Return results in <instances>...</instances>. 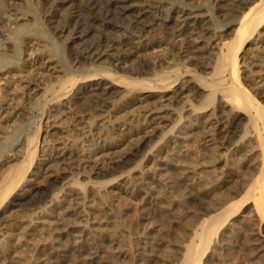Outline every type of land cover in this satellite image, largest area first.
I'll return each mask as SVG.
<instances>
[{
  "label": "bare ground",
  "instance_id": "1",
  "mask_svg": "<svg viewBox=\"0 0 264 264\" xmlns=\"http://www.w3.org/2000/svg\"><path fill=\"white\" fill-rule=\"evenodd\" d=\"M16 1L18 0H5L7 6L0 7V51H2V53H0V58L2 59L7 58L8 55L5 53L13 50L18 51V46L16 42L14 43V41H12L11 35L13 34L14 36V34H18L19 29L21 30L20 27L24 26L19 23L20 21L29 20V16L23 13L19 14L17 10L12 8L14 4L16 5V3H14ZM43 1L46 21H48L47 23L53 24L56 33L62 34L61 37L68 44L67 48L70 51L71 63H73L75 70L57 77H53L50 73L51 75L49 78L47 77V79L39 81V75L42 74L40 70L42 68L43 70L50 71L55 70V68L50 65L51 60H49V62L47 61V63L41 62L42 58L39 57H43V55L47 56L45 53L48 45L47 43L39 42L42 40L37 37L38 35L36 36L32 33L24 35L20 43V46H25L28 51V58L24 60L25 66H16L11 63V60H9L10 62L5 60L8 61L7 63H4V61L0 63L1 68H6L5 72L0 74V79L2 80H8L9 77L17 75L20 82L21 77L24 78L26 76L22 73L27 68H29L28 73H33L31 78L28 76L29 74L27 75L28 77L26 76V78H30L29 80L25 81L26 78H24L25 80L21 81V84H17L19 86H17L18 88L16 87L18 91L15 92L11 90L9 93H5V95H10H8V97L4 96L7 98V100H5V98L4 100L7 102L8 108L4 111V114L0 115V138L9 131L16 129L18 121L27 117L35 102L45 98L47 99L48 97H50V101L56 103L54 106L58 105L56 108L54 107L55 110L51 109V111L54 110V114L50 116L57 118V122L58 120L60 122H58V126L50 130L53 131L51 135L53 134L54 136L50 139V141H52L50 146L49 144L48 147L46 144L44 145L45 142L47 143L49 141V139L47 140L46 138V134L49 133L48 130V132L45 130L46 134L43 140H40L42 142H39L40 130L43 128L41 127L42 125L39 124L37 132L25 138L24 145H19V149L11 150L13 152L6 154L0 159V232L4 230H2V228H5V226L1 227L4 214L10 213L11 211L13 212L18 208L23 210L30 209L33 211V213L29 215L30 218L23 223L20 221L21 224H14V226L6 227L5 231H7V229L11 231L9 234L11 242L7 247L4 245V251L6 253L1 250L2 243L0 244V264L5 261L6 258L11 264H100L101 258L103 257L102 254L106 252L105 245L116 244V233L118 231H116V227L121 225L120 227L122 228L124 224H122V222L121 224L119 223V216L111 210L112 207L107 203L110 201L111 203L113 202V204L110 205H114L116 202L120 204V201H122L125 208H134L138 203V190H142L144 193V211L152 210L154 213L157 211L161 213L166 211L165 209L170 206H166L169 199L168 195L175 191L179 192L178 195L183 193L182 195L186 197L189 204L204 203L206 201V196L203 197L205 195H203V193L205 192L204 188L206 183H203V175L200 174L201 172L197 171V163V166L194 168L191 164L192 161H190V163L188 161L194 157L190 155L191 141L197 140V138L202 141L201 151H203L201 152L202 154H200L202 155L201 159H203L204 163H198L201 164V166L203 163L204 168L208 172L209 168L214 166V163L218 164V162L224 160L225 157L222 150L231 147L234 148L239 143V139L237 140V138L239 137L241 139L248 134L247 131L249 130H246V135L243 134L244 129L242 128V120L245 118H248L251 126L255 128L254 134L261 147L262 160L259 167L260 173L253 179H244L242 182L243 184H241L242 186H239L241 188L240 191L238 189V191L233 190V192L235 191L236 193L234 192L235 194L233 196L231 195L232 198H230V202L225 203L223 201V205L220 206V208H217L219 206L218 203V206L213 210L212 206H215L216 203L214 201L215 203L210 206L212 207L210 210L215 212L204 217L195 230L189 228L192 239L188 245L180 246L182 251H184L183 256L181 255L184 262L182 264H202L201 259L206 258L205 253H207L208 246L213 240L212 238L214 235L217 234L229 218L234 217V212H242L247 205L252 204V207L255 211H258L256 213L262 217V222H264V202L259 201L264 198V103L261 101V99L264 100V81L261 82L259 79V81H257V78L254 76V73H256L255 67L261 66V71H263L264 60H262L263 63L258 64V62L254 60H249L247 62L246 58H244V56H246V51L249 49L251 50V47L254 46L258 48L259 44L264 43V0H213L214 8H216L222 16L232 18L229 23L235 26L230 39L220 43V47L216 46L217 52L214 53L210 51L212 48L209 45V49L200 48L199 41L196 39L197 36L202 38L204 33L209 30L206 25L207 21L205 15L201 13L202 8L200 6L192 5V8H188L186 5H182L181 7H177L178 10H175V12L173 10V15H167V17L170 18L169 24L173 25V27L169 26L168 23L164 24V27L166 29L173 28L172 30L175 36H185V42H183L184 44L180 47L177 45V40H174L175 43H172L175 47L173 48L174 51L177 50L176 48H179L182 53H185L184 57L196 63L193 64V66L197 65L196 68L200 67L201 69L207 66L206 57L204 55L206 53L213 54V58H210L211 65L209 67V73L206 74L207 71H204V74L207 76L194 73L191 75L190 80L187 79L188 81L184 80L183 82L179 80V76H181L180 72L177 73L179 67L175 68L172 66L173 58L168 55L165 57L157 55V59L155 61L152 60V62L148 57L147 59L145 57L147 52L150 51L149 54L152 53V51H155L156 48L160 47L166 41H164L165 38L162 39V37L161 39H153L154 37H151V39L147 36L151 29L160 25V21L161 23L166 22L162 17L164 11L162 4L163 0H102L101 2H99V0H85L82 4L83 6H78L77 3L79 0ZM61 10L67 12V15L64 14L66 17L64 16L65 18L63 20L60 19ZM120 19L126 20V23L117 21ZM189 22H193V25L189 26ZM195 35L196 37L194 38L193 36ZM241 49L245 53L241 57L242 60L244 59L243 62H240L247 67L246 72L249 74H247L249 76V81L252 82L251 86L243 83L240 77L241 70L238 58L241 56ZM171 50L172 49H170V51ZM47 54L49 55L48 52ZM37 55L39 56L38 58L35 57ZM203 69L201 71H203ZM57 72L59 73V71ZM188 72H190V70H188ZM241 73L243 72L241 71ZM174 74H176V77L173 76ZM178 80L180 82L178 86L175 87L174 83ZM190 85H193L195 90H200L197 96H202L203 92L205 94L207 93L206 99H208V102L216 97V105L210 107V104L206 102L201 107H194L189 104L188 99L183 101V97L185 96L184 98L186 99L188 94L191 93ZM4 87L6 86L4 85ZM172 87L176 89L172 91L171 96L169 95L166 99L164 98L163 101H174L177 104L182 103L180 107L176 105V111H184L188 113L186 114L188 116L189 114L195 115V118L191 122L188 124L176 122L171 125L168 131H163L161 127L165 128L164 126H166L167 128L171 123L166 119L167 117L165 114L177 115V113L174 109L162 110L160 112L155 106L152 108L154 112L147 119H143V122L140 121V123H136V126H133V124L128 125V129H126L131 133L125 139H120L119 142H115L116 136L111 135L110 128L107 135L104 137L106 140L97 142L96 139V141L94 140V144L86 149L84 154H76L75 148L77 147V140L79 139L84 146V143L90 141V136L93 134L95 135L97 130L101 132L100 128H102L104 122L99 124L98 118H101L113 104L117 103L118 97L128 98L135 94L141 95L142 100H146L152 97L150 92L162 93V91L165 90L169 92ZM162 97V95H158L156 100H152L153 103L155 101L156 103L161 102ZM194 97L197 98L196 95ZM194 97L191 95V98ZM82 100L85 102H82V106L79 105L75 122L77 121L80 123L79 125L81 127H78L82 129L83 132L80 134L78 133L79 138L77 137L78 135L76 136L78 139L75 137L74 140H70L68 136L65 135L68 131H66L65 128L67 127L66 129H68V126L64 128L60 125L64 122L65 124L68 123L67 120L69 119L67 115L70 109L69 104H71L72 101L77 104V102ZM191 100L194 101V99ZM197 101L199 100L197 99ZM144 102L146 103V101ZM47 104H45V106ZM133 104L134 102H127L124 106L126 105L128 108L129 106L132 107ZM147 104L150 103L147 102ZM161 104L163 105V103ZM150 109L151 108H149V110ZM45 111L47 112V110ZM186 119L187 118L184 120ZM129 121H131V119ZM167 121L169 124L166 125ZM94 130L96 133H93ZM251 132L253 131L251 130ZM159 137L165 138L163 147L160 149L159 153H157L158 156H156L157 159L155 161L157 162L156 167L159 171L155 174L150 170L149 172L144 169V167V170L141 171L140 168L139 172L136 169L137 165H133L143 152H145L147 147H151L150 144L153 139ZM250 137L252 139V135L246 138L251 140ZM255 137L253 136V138ZM3 138L5 139V137ZM199 140L198 142H200ZM189 142L190 145H188ZM39 143H43V147L41 150L39 149L40 159L38 154ZM198 145L199 144L195 147ZM238 147L235 148L237 149ZM230 150H232V148ZM214 152H216L215 158H206L209 154L212 156ZM233 152H235V154L238 153L236 151ZM154 154L151 156H154ZM197 156L199 157L200 155L198 154ZM199 159L200 157L198 160ZM206 159H210V161H206ZM155 162L153 161V163ZM147 169L149 168L147 167ZM168 169H174L172 170L173 173L170 174L172 171L164 173L168 172ZM201 169H203V167ZM50 170H52V172H50ZM203 172H205V170ZM209 172H211V170ZM69 174L81 176V182H83L84 186L87 187L90 192L94 193V197L95 194H99L104 190L108 194L110 200H107V203L103 202L100 206H96L95 203L97 204V201L94 202V199H89V197H87L88 194L85 196L83 193L84 191L82 192V190H80L84 188L81 186V188L76 191L73 190L74 188H71L73 192L68 190V198H58L59 196H56L55 193L56 190H62L64 186L66 187L73 182L72 180V182L69 183ZM222 177L224 178L222 183L225 186V183L231 181L232 175L224 172ZM98 178L107 179L96 186L95 180ZM243 178L244 177H242V179ZM149 179L157 181L159 184L158 190L150 186ZM75 182L77 183V181ZM201 182L205 184L204 188L201 187ZM76 185L74 184V186ZM210 185L209 182L208 187ZM242 191L244 192L243 196L234 199ZM139 192L140 191H138V193ZM254 192H257L258 195H253ZM99 195H101V193ZM104 195L102 196L103 198ZM212 198L214 199V197ZM222 200L225 199H221V201ZM210 202H212V200ZM171 205H173V203ZM139 206L140 204L138 207ZM138 207L136 208L138 209ZM140 208L142 207H139V210H141ZM206 211L208 212L209 209ZM143 213L144 215H142ZM125 214L126 213L123 215ZM136 214L133 215V220H135L134 217H136ZM207 214H209V212ZM89 215L94 216L91 218ZM147 215L146 212H142L140 216L146 219ZM140 216L137 218H140ZM172 218L171 220L176 224L178 223V226L181 224L179 216L174 220ZM181 219H183V217ZM186 220L183 223L188 226L184 224L186 226L183 225L185 227L184 229L189 227L188 220L190 219ZM190 222L193 224V220H190ZM136 223H138V221ZM127 225L130 226V224ZM5 236H7L6 233ZM161 240L159 241L160 245ZM151 241L152 242L149 240V242L146 241L145 243L149 250V260L155 263L158 261L155 253L156 247L153 244L154 240ZM257 241L259 242V240ZM257 241L256 243L258 244ZM220 242H222V240ZM221 246L222 245H220V247L218 246L219 249H221ZM213 251L214 249H211L212 253ZM257 252H262L263 254L264 245H260L259 243ZM3 253L6 255L4 256ZM139 264L143 263L141 262Z\"/></svg>",
  "mask_w": 264,
  "mask_h": 264
},
{
  "label": "rangeland",
  "instance_id": "2",
  "mask_svg": "<svg viewBox=\"0 0 264 264\" xmlns=\"http://www.w3.org/2000/svg\"><path fill=\"white\" fill-rule=\"evenodd\" d=\"M84 1L85 0H79L78 3H77L78 6L79 5L80 6H83L82 4L84 3ZM101 1L102 0H99V2H101ZM43 2H44L43 0H18L16 2H14V3H16V5L14 4L15 6L13 5L12 8L14 10H17V12L19 14L20 13H23L26 16H29L28 17L29 20L28 21L22 20V21L19 22V23H21V24L24 25L23 27H20L19 26L21 28V30L18 28L19 31H20V32L18 31V34L19 33H21V34H19V35L18 34H16V35L14 34V36H13V34L11 35L12 41H14V43L16 42V44L18 46L17 47L18 48V51H16V50L9 51L10 53L9 52L5 53L6 55H8L7 58H4V59L0 58V63H1V61H2V63H3V61H4V63L5 62L7 63L9 60H11V63L12 64H15L16 66H21V67L25 66L24 60L28 58L27 57L28 51L26 50V47L25 46H20V43L23 40V36L26 35V34L32 33V34H35L36 36L38 35L37 37L42 40V41H39V42H41V43L44 42L45 44L47 43V45H48L47 46V49L45 47V49H46L45 55H47V56H44L43 55V57L42 56L39 57L37 55L35 57L42 58L41 62H44V63H47V61L49 62V60H51L50 65L55 68V70H52V71H50V70H43V68H42L40 70V72L42 74L39 75L40 77L38 76L39 77V81L42 80V79L43 80L44 79H47V77L49 78V76L51 74H52L53 77H57V76L63 75L64 73H68V72H71L72 70H75V68L73 67V63H71L72 61H71V57L69 55V52L70 51L67 48L68 44L61 37L62 34L56 33V29L54 28L53 24L47 23L48 21H46L47 19L45 17L46 14H45V10H44V7H43ZM162 4H163V10H164L162 17H163V20L166 21V22H162L161 23V21H160V25L155 27L156 30H155V28L154 29H151L147 36L150 37V38L151 37L152 38L154 37L153 39H155V38L161 39V37H162V39L165 38L164 41L165 40L166 41L160 47L156 48L155 51H152V53L149 54L150 51L147 52L145 54L146 59L148 57V59L150 61H152V60L155 61L157 59V57H156L157 55L158 56L159 55L160 56L162 55L161 57H163V56L165 57V56L168 55L169 57L173 58V64H172V66H174L175 68H178L179 67L178 68L179 71L177 72V70H176V72L177 73L180 72V74H181L182 77L179 76V78H180L179 80L181 82H183L184 80L186 81L187 79L190 80L191 75L194 74V73H197V74L200 73V74H202L204 76H207L206 74H208L209 73L208 71H210V68H209L210 65H211L210 64V58H213V54H207L206 53L204 55L206 57L205 60H206L207 66L204 69L202 68L203 71H201L202 69L200 67H199L200 69L199 68H196L197 65H194L193 66V64H196L195 62H193L192 60L187 59V57H184L185 56V53H182L179 50V48H176L177 50L174 51L173 48H175V47L173 46V44L175 43V41L177 40V45L180 47V46H182V44H184L183 42H185V40H184L185 39V36H175L174 31L172 30L173 28H171V29H168L167 28L166 29L164 27V24H166V23L169 24V19L170 18L167 17V15L168 14L173 15L174 12H175V10H178L177 7H181L182 5H186V7H188V8H192L193 6H200L202 8L201 13H203L205 15V19L207 21V24L206 25L208 26V29L209 30H207V32L204 33V36L202 38H200L199 36L196 37V35L193 36V37L194 38L196 37L197 41H199V44H200L199 47L201 46L200 48H202V49H206V48L209 49L211 47L212 49H210V51L212 53L217 52V49L216 48L217 47H220V43H222L225 40H229L230 39V37L232 35V31L235 28L234 25L232 26V24L229 23L232 18H230V17L226 18L225 16H222L218 12V10H216V8H214L213 0H186V1L185 0H163ZM190 4H191V6H190ZM6 6H7V4H6L5 0H0V7L2 8V7H6ZM173 10H174V12H173ZM66 13L67 12L65 10H61L60 11V14H61L60 19L63 20L66 17V15H67ZM64 14H66V15H64ZM207 19H209V20H207ZM117 21L126 23V20H124V19H120V20H117ZM191 25H193V22H189V26H191ZM169 26L173 27V25H170V24H169ZM231 28H233V29H231ZM228 33H229V35H228ZM16 36H17V38H16ZM169 44L171 45V47H170ZM170 49H172V50L170 51ZM47 52L49 53V55L47 54ZM173 52H174V54H173ZM0 53H2V51H0ZM244 53L245 52H243L242 49H241L240 50V55L241 56L238 58L240 70L243 72V73H241V71H240V77L242 78L243 83H245L246 85L251 86V83L252 82L249 81V78H248L249 77L248 76L249 74L246 72V68L247 67H246V65H243V63H241L244 60V59L243 60L241 59V57L243 56ZM164 54H166V55H164ZM33 57H34V55H33ZM244 58H246L247 62L249 60H252V61L254 60L255 62H258V64L259 63L260 64L263 63L262 60H264V43L263 44H259L258 48L257 47L255 48L254 46L251 47V50L249 49L248 51H246V56H244ZM5 60H8V61H5ZM52 63H53V65H52ZM208 64H209V66H208ZM263 66H264V64H263ZM260 67L261 66H258V67H255L254 68L255 71H256V73H254V76L257 78V81L260 80L262 82V81H264V79H263L264 78L263 77L264 76V67H263V71H261L262 68H260ZM5 69L6 68H1L0 67V71H2V72H0V74L4 73L5 72ZM258 69H259V71H258ZM188 70H190V72H188ZM205 70L207 71L206 74H204L205 73L204 72ZM57 71H59V73ZM28 72H29V68H27L26 70H24V72L22 74L24 76L25 75L27 76L29 74L28 76H30V78H31V76H33V73L31 72L32 73L31 74V73H28ZM23 75H21V76H23ZM16 76L9 77L8 80H5V79L2 80V79H0V90H3V91H0V115L4 114V111L8 108V104L5 101V100H7V98L4 97V96H7L8 97V95H10V94L5 95V93L6 94L9 93V91H11V90L12 91H15V92L18 91L17 90V88L19 87L18 85L22 83L21 81L25 80L24 78H26V76L24 78L21 77V81L19 82V80H18L19 77L17 76V78H16ZM173 76L176 77V74H174ZM0 77H1V75H0ZM44 77H46V78H44ZM245 77H247V78H245ZM11 79L14 80V81H12ZM29 79L26 78L25 81H27ZM179 80L176 81V83H174V86L175 87L178 86V84L180 82ZM10 83H12V84H10ZM4 85L7 88L4 87ZM14 87H15V90H14ZM175 87H172V89L169 90V92H167L166 90L165 91H162V93L161 92L160 93L159 92H156V93L155 92H150V94H152L151 95L152 97H149L146 100H142V98H141L142 96L141 95H135V94H133L132 96H129L128 98L127 97L126 98H120V97H118L119 99L116 98V99H118L117 103L113 104V106H111L109 108V110L106 113H104L101 118H98L99 120L97 119L99 121V124L102 123V122H104L102 124V128H100L101 129V132H100V130H97V133H96V131H95L96 129L94 128L95 130L93 131V133H96V134L95 135L94 134L91 135L90 136L91 139H89L90 141H87L86 143H84V146H83V143L80 142V140L78 139L79 138V134L82 133L83 130L79 128V127H81L79 125L80 123H78L77 121L75 122V120H76V113H77L78 107H79V105H81V106L83 105V103L85 102L84 100L77 102V104H76V102H73L72 101V103L69 104L70 105V109H69V112H68V115H67L68 116V119H69V120H67L68 123L65 124V122H64L60 126H62L64 128L66 126H68V129H66L67 127L65 128V130L66 131L68 130V131L66 132V134L65 133L64 134L66 136H68V138L70 140H74L75 137L78 135L77 136L78 138L76 137L78 140H77V145H76L77 147L75 148V152H76V154L82 155V154H84L86 152V149L90 148L94 144V142L96 141V139H97V142H99L101 140H106L104 137H105V135H107V132L109 131L110 128H111L110 129L111 130V132H110L111 135L112 136H116L115 137V142H119L120 139L122 140V139H125L126 137H128V135H130V133H131L130 131L127 130L128 129L127 128L128 125L133 124V126H136V123L138 124V122L140 123V121L143 122L144 121L143 119H147L154 112V111H152V108H154L155 106L157 107L158 111H160V112L162 110L164 111V110H168V109H174V111H176V105L178 107H180L182 103H178L177 104L174 101H172V102L163 101L164 98L166 99L169 95L171 96L172 91L174 89H176ZM190 87H191V93H193V94L189 93L188 96H187L188 98L186 97V99L184 98L185 97L184 96L183 99H182L183 101H185V100L188 99L189 104L193 105L194 107H201L206 102L210 104L209 105L210 107H213V105L214 106L216 105V102H217V98L216 97L213 100H210L208 102V99H206V94L207 93L205 94L203 92L204 95L202 94V96L201 95L200 96H197L199 94V91L200 90H195V88H194L193 85H190ZM197 91H198V93H197ZM146 94H148V93H146ZM190 94L192 95V97H194L196 95L197 98H195V97L194 98H191V95ZM158 95H162L163 96L162 97V101L161 102H158L159 104L156 103V101L153 103V101H154L153 99L156 100V98H157ZM199 97H202V98H199ZM4 98H5V100H4ZM123 99H124V101H123ZM139 99H140V101H139ZM191 99H194V101H196V102H194ZM197 99L199 101H197ZM200 99H202V100H200ZM150 100L151 101L153 100L152 101V104H151V101ZM144 101H146V103ZM261 101L264 103V100L261 99ZM125 102L126 103L127 102H134V104H133L132 107L129 106L127 108L126 105L124 106V104H126ZM147 102L150 103V104H147ZM35 103L33 104L32 108H31V112L27 115V117H25V119H22V120H19L18 121V124L16 126V129H13L12 131H9L7 134L3 135V137H5V139L3 137H1L2 139L0 138V159L3 158L6 154H8V153L10 154L11 152H13L11 150L19 149L20 148L19 145H21V146L24 145L23 143H25V138H27L29 135L35 134L37 132V127H38L39 124H41L42 125L41 127H43L40 130L41 133H40V137H39V142H42L40 140H43V137L46 134V131L47 130L49 131V133L46 134L47 140L49 139V141H50V139L54 137L53 134L51 135V133L53 131H50V130H52L54 127L58 126L60 122L58 120V122H59L58 123L57 122V118H54V117H52L50 115L54 114L53 111L55 110L56 106H58V105H55L54 106V104H56V103H54V101H50V97H48L47 99L45 98V99L39 100V101H37ZM155 103H156V105H155ZM161 103H163V105L165 104L166 106L164 105L165 106L164 107ZM45 104H47V105L45 106ZM114 106H116V107H114ZM149 108H151V109L149 110ZM51 109H54V110L51 111ZM45 110H47V112ZM147 110H148V112H147ZM44 112H45V114H44ZM176 113H177V115H175V114L170 115L169 113L165 114L166 117H167L166 119L169 120V123L170 122L171 123H170V126H167V128H166V126H164L165 128L161 127L162 128L161 130L168 131V129H170L171 125L174 124V123H176V122H178V123L181 122L182 124H188L189 122H191L195 118V115H190L189 114V116H188V115H186L188 113H185L184 111H181L180 112V110H177ZM124 114H126V115H124ZM170 118H171V120H170ZM183 118L184 119L187 118V119L184 120ZM111 119H113V120H111ZM124 119H126V120H124ZM130 119H131V121H129ZM172 119H177V120H172ZM109 120H111V121H109ZM46 121H48V122H46ZM248 122H249L248 118H245V119L242 120V124H243V127L242 128L244 129L243 134L246 135L247 132H248V134L246 136H243V138H241V139L239 137L237 138V140L239 139V141H238L239 143L237 142L238 145H236L235 147H238L239 146L238 147L239 149L238 148L236 149L235 147L234 148L231 147L232 150H230L231 148L222 150V152L224 153V157L225 158H224V160L222 162H218V164L217 163L216 164L214 163L213 164L214 166L211 167V168H209V171L211 170V172H209V171L207 172L206 169L203 166V163L204 162H203V159H201V156H202L201 155L202 154L201 152L203 151V150L201 151V148H202V144L201 143H202V141L199 140V138H197V140H192L193 142L195 141L194 142L195 144L191 141V146H190L191 147L190 148L191 149L190 150L191 151V154L190 155L194 156L195 158L193 157V158H191V160H188V161H189V163H190V161H192L191 164L194 166V168H195V166H197L196 163L198 164V166L196 167V169H198L197 171L201 172L200 174L203 175L202 178H204L203 179V181H204L203 183H206V185H207V187H206L205 184H203L202 182L200 183L201 184V187H203V188H204V185H205V188H204L205 192L203 191L204 192L203 195L205 194L203 197L206 196L205 197L206 201L204 202L205 204L204 203H196L194 205L191 204V203L189 204L187 202L186 197H184V195H182L183 193H181L180 195H178L179 192L178 191H175L177 193L174 192V193H170L172 195H170V194H169L170 196L168 195L169 199H168L167 205H166V203H165V205L167 207L169 205L170 206L165 209L166 211H163L162 213L161 212H158V211H157L158 213L157 212L154 213L152 210H149V211L148 210H145L144 211V209H143V207L145 206L143 204V202H144V197H143L144 196V193L142 192V190H138V191H140L139 193L137 191V196H138L137 197V199H138L137 202L140 204L139 207H142V208H140L141 210L143 209L142 212H146L148 214L147 215V218L144 219V218H141V216H140L142 212H141V210H139V207H138L139 204L138 203H137L138 205L136 204L135 207L134 208L132 207L131 209L125 208L123 206V202L122 201H120V204L121 205L120 204H117L119 202H116V204L118 206L116 204L110 205V204H113V202L111 203L109 201L110 202L109 203L107 201V200H110V199H109L108 194L104 190L100 192L101 195L102 194L103 195L105 194L104 195V198L102 197L103 195L102 196L99 195L100 193L99 194H95V197H96L95 198L93 196L94 193L90 192L87 189V187L84 186L83 182H81V179H82L81 176L72 175V174H69L70 180H71V181L69 180V183H71L72 180H73V182L71 183L73 185L68 184V186H70V187L66 186L67 187L66 188L64 186L62 188V190L61 189L60 190H56V192H55L56 193V196L58 195L59 196L58 198H60V197L61 198H63V197H67L68 198L69 196L67 194H69V191L70 192H73V190L76 191V190H79L81 187L82 188L84 187L83 189H80V190H82V192L84 191L83 193L85 194V196L88 194L87 197H89V199H94L93 200L94 202L97 201V204L95 203L96 206L97 205L100 206L103 202H106V203L108 202L107 204L112 207L111 210L115 214H117V216H119L118 217L119 218V223L120 224H121V222H122V224L124 223L123 226H122V228L120 227L121 226L120 224H119L120 226H117L116 227V231L118 230L117 233H116V235H117L116 236V238H117L116 244H114V245H108V244L104 243V244H106L105 245L106 252H104L102 254L103 257L101 258L100 264H139L141 262L143 264H157V263L158 264H182V263H184L183 262V258H182L183 254H184V251H182V249L180 248V246H182V245H188L190 243V241L192 239V234L189 233L190 232L189 231V228L190 229L192 228V229L195 230L196 227L199 225V222L204 217H206V216H208V215H210V214H212V213L215 212L213 210L215 209L216 206H218V203H219V206L217 208H220V206L223 205V201L225 203L231 201L230 198H232V196L236 193L235 191H238V190L240 191V189H241L240 187L242 186L241 184H243L242 182L244 181V179L245 180H248V178H249V180L250 179H253L254 177H256L260 173L259 167H260L261 160H262V151H261V147H260L259 141L255 137V134H254V132H255L254 129L255 128L251 126L250 122L249 123ZM169 123L167 121L166 125L169 124ZM50 124L53 125V126H51ZM246 130H249V131L246 132ZM251 130L253 132H251ZM165 135H167V134H165ZM251 135H252V139L250 137L251 140H249V138L248 139L246 138V137H249ZM253 136L255 138H253ZM253 139L256 140V141H254ZM164 140H165V138L163 139V138H160V137L153 139V141L150 144L151 147L150 146L147 147V149L145 150V152H143V154L140 156V158H138L139 160L138 159L136 160V162H135V164L133 166L137 165L136 166V169L138 171L141 168L140 169L141 171H143L144 169H146V170H148V171L150 170V171H152V172H154L156 174L159 171L158 168L156 167L157 166L156 165L157 162H155L156 159H157L156 156H158L157 153H159L160 149L163 147ZM198 140L200 142H198ZM244 140L245 141L247 140L246 141L247 143ZM49 141L47 143L45 142L44 145L46 144L47 147H48V144H49V146H50L51 143H52V141H50V142ZM240 142H242V143H240ZM253 142H256V143H253ZM42 144L43 143H39V146H38V154H39V156H40V150L43 147ZM197 144H199V145L197 147H195ZM188 145H190V142L188 143ZM195 148H196V151H195ZM230 151L231 152L236 151L238 153L235 154V152L231 153ZM260 151H261V153H260ZM193 152L195 153V155H194ZM153 154H154V156H151ZM198 154L200 155L199 156L200 157L199 160H198L199 157L197 156ZM209 155H207L206 158H211L212 157L211 159H213L214 156L216 157V152H214L212 156H211V154H209ZM40 158H41V156L39 157V159ZM246 158H247V160H246ZM152 159H153V161L155 163H153ZM193 160L194 161L196 160V161L194 162ZM207 160L210 161V159H206V161ZM244 160H246V161H244ZM193 162L195 163V165H194ZM198 162H200V163L203 162L202 163V166ZM147 167L149 169H147ZM202 167H203V169H201ZM172 170H174V169H170V170L168 169L167 170L168 172H164V173H169ZM200 170H202V171H200ZM204 170H205L206 173L203 172ZM50 172H52V170H50ZM224 172L230 173L232 175L231 181L229 183H225V186L222 183L223 180H224V178L222 177L223 174H224ZM172 173H173V171L170 172V174H172ZM209 173H211V174H209ZM251 174H252V176H251ZM76 177H77V179H76ZM242 177H244V178L242 179ZM106 179L107 178H98V179H96L95 180L96 181V184L95 185L96 186L100 185ZM205 179H206V181H205ZM74 180L77 181V183ZM78 180H79V182H78ZM207 180H209V181H207ZM234 180H235V182H234ZM209 182H210L211 185L208 187ZM149 183H150V186L151 187H153L155 190H158L159 184L157 183V181L150 180L149 179ZM74 184L75 185L76 184H79V185H76L77 186V188H76V186H74ZM230 187H232V188H230ZM71 188H74V189L72 190ZM212 189H213V191H212ZM233 190H235L234 191L235 193L233 192ZM257 192H254L253 195H255V194L258 195L259 192L258 193ZM208 193L209 194L211 193V194L209 195ZM243 193L244 192L242 191L234 199H238V198L242 197L243 196ZM215 196L218 197V198H216ZM207 197H209L210 199L207 198ZM212 197H214V199ZM226 197L228 198V200H227ZM207 199H208V201H207ZM221 199H225V200H222L221 201ZM56 200H55V202H56ZM183 200L186 201V202H184ZM211 200H212V202H210ZM259 201L260 202L261 201L264 202V198L261 199V200H259ZM98 202H100V203H98ZM168 203H171V204L173 203V205L168 204ZM214 203H215V206L213 205ZM132 206H133V204H132ZM208 206H209V208H208ZM210 206L213 207V210H210V209H212V207H210ZM116 207H119L120 209L119 208H116ZM136 207H138V209ZM113 208H115L116 210L118 209V210L116 211ZM205 209L206 210L209 209V211H208L209 214H207L208 212ZM134 211H136V212H134ZM139 212H140V214H139ZM205 212H207V213H205ZM256 212H258V211L257 210L255 211V209L252 207V204L247 205L246 208H244V210L242 212H240V211L234 212V214H235L234 217L229 218L225 222V224L222 226V228H220V230L217 232V234H215L214 237L212 238L213 240L210 242V244L208 246L207 253H205L207 259L206 258H204V259L202 258L201 259V263L202 264L203 263L204 264H206V263L207 264H211V262H212V264L213 263L214 264H264V261H263L264 260V256H263L264 253L262 254V252L261 253L260 252L259 253L257 252V248L259 247V243H260V245H264L263 244L264 243V222H262V217L260 215H258ZM10 213L4 214V219L2 220V224L3 223L4 224L3 225L1 224V227L2 226H5V228H2V230L4 229L3 231H1L2 233L0 232V241H1L0 244L1 243L3 244V245L1 244V250H3V252H5L4 251L5 250L4 245L7 247V246L10 245L9 243L11 242L10 237H9V234L11 233V231H9L8 229H7V231H5L6 227L8 228L10 226H14V224H17L18 225V224H21V222L23 223L24 221H26L27 219L30 218L29 215H30V213L32 214L33 211H31L30 209L23 210V209H19L18 208V209H15L13 212L11 211ZM124 213H126V214L123 215ZM135 214H136V217H134L135 220H133V215H135ZM142 215H144V213ZM26 216H28V217H26ZM89 216H91V218H92L94 215H89ZM139 216H140V218H137ZM178 216H179V219L181 220V224H182V225L179 224V226H178V223L176 224V223H174L171 220L172 217H173L172 219L174 220L175 218H178ZM194 216H196V217H194ZM163 217H164V219H163ZM182 217H183V219H181ZM186 219L187 220L188 219L193 220V224L190 222V220H188L189 223L188 222L187 223L189 224V227H187L186 229H184L186 226H188L185 223H183V222H185ZM197 219H198V221H197ZM124 220H125V222H124ZM129 220L133 224L130 223ZM137 221H138L139 224L136 223ZM190 223H191V226H190ZM127 224H130V226H128ZM180 227L182 228V230H181ZM5 233H6L7 236H5ZM161 234H162V236H161ZM157 235H159V236H157ZM4 236L7 237V238H5ZM149 238H152V239H149ZM3 240H6V241H3ZM149 240H150V242H152L151 240H154L153 241V244L156 247L155 248V253L157 255L158 261L155 262V263L153 261L151 262L149 260V257H148V255H149V252L148 251L149 250H148V247H147V245H146L145 242L146 241L149 242ZM160 240H161V245L159 243ZM221 240H222V242H220ZM257 240H259V242ZM256 241L258 242V244L256 243ZM218 243L220 245H222L221 246V249H219L220 245ZM225 244H227V245H225ZM214 245L215 246L218 245L219 247L218 246L215 247ZM211 249H214L213 253L211 252ZM210 252H211L212 255L210 254ZM5 253H3L4 256L6 255ZM214 256H215V259H214ZM140 260H142V261H140ZM210 260H212V261H210ZM1 264H11V263H10L9 260L7 261V258H6L5 261H3Z\"/></svg>",
  "mask_w": 264,
  "mask_h": 264
}]
</instances>
